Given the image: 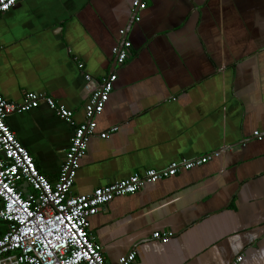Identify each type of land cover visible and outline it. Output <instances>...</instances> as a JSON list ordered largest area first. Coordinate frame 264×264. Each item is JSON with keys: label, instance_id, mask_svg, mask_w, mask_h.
Masks as SVG:
<instances>
[{"label": "crops", "instance_id": "obj_1", "mask_svg": "<svg viewBox=\"0 0 264 264\" xmlns=\"http://www.w3.org/2000/svg\"><path fill=\"white\" fill-rule=\"evenodd\" d=\"M131 2L20 0L0 15V95L14 104L26 92L50 96L79 123L99 79L116 74L75 195L231 149L92 217L106 264L131 251L134 264H264V0H148L138 22ZM124 40L118 66L111 51ZM5 121L54 182L73 127L44 103ZM154 232L172 236L162 244Z\"/></svg>", "mask_w": 264, "mask_h": 264}, {"label": "built area", "instance_id": "obj_2", "mask_svg": "<svg viewBox=\"0 0 264 264\" xmlns=\"http://www.w3.org/2000/svg\"><path fill=\"white\" fill-rule=\"evenodd\" d=\"M20 0H0V15L14 8ZM148 0H132L134 21L147 8ZM120 35L125 36L121 30ZM130 43L122 41L112 49L115 64L122 66ZM82 69V64L77 65ZM90 81V76L85 75ZM117 79L115 73L102 76L84 105L83 120L75 121L74 112L47 95L26 92L20 104L0 95V264H106L101 246L90 233V220L117 197L133 195L145 184H154L200 167L220 155L221 149L193 159L172 161L161 169L134 172L127 178L97 187L88 194L75 195L71 189L89 141L97 133V118L103 112ZM44 103L60 120L73 127L70 145L54 182L37 168L32 155L17 140L6 124L14 113H24ZM111 127L98 134L106 139L117 131ZM254 136L260 139L258 132ZM23 186L28 187L27 191ZM171 233L154 232L152 239L162 244ZM241 256L236 262L241 261ZM136 252L121 256L116 264H134Z\"/></svg>", "mask_w": 264, "mask_h": 264}, {"label": "water", "instance_id": "obj_3", "mask_svg": "<svg viewBox=\"0 0 264 264\" xmlns=\"http://www.w3.org/2000/svg\"><path fill=\"white\" fill-rule=\"evenodd\" d=\"M179 160H180V159H179ZM179 160H176V161H179ZM170 162H172V161H170ZM170 162H169V163H170ZM169 163H168V164H169ZM168 164H167V165H168ZM167 165H165V166H167ZM162 168H163V167H162ZM159 169H161V168H159Z\"/></svg>", "mask_w": 264, "mask_h": 264}, {"label": "flooded vegetation", "instance_id": "obj_4", "mask_svg": "<svg viewBox=\"0 0 264 264\" xmlns=\"http://www.w3.org/2000/svg\"><path fill=\"white\" fill-rule=\"evenodd\" d=\"M122 38H124V37H122Z\"/></svg>", "mask_w": 264, "mask_h": 264}]
</instances>
